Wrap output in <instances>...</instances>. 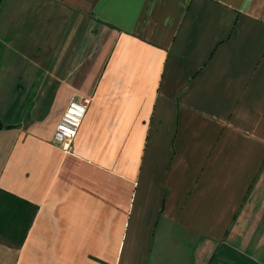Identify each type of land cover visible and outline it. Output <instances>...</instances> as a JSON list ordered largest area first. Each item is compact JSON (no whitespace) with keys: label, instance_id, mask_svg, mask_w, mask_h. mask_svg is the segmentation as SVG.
Wrapping results in <instances>:
<instances>
[{"label":"crops","instance_id":"obj_1","mask_svg":"<svg viewBox=\"0 0 264 264\" xmlns=\"http://www.w3.org/2000/svg\"><path fill=\"white\" fill-rule=\"evenodd\" d=\"M0 191V264H264V0H3Z\"/></svg>","mask_w":264,"mask_h":264},{"label":"trees","instance_id":"obj_2","mask_svg":"<svg viewBox=\"0 0 264 264\" xmlns=\"http://www.w3.org/2000/svg\"><path fill=\"white\" fill-rule=\"evenodd\" d=\"M36 209L15 196L0 191V235L23 240Z\"/></svg>","mask_w":264,"mask_h":264},{"label":"built area","instance_id":"obj_3","mask_svg":"<svg viewBox=\"0 0 264 264\" xmlns=\"http://www.w3.org/2000/svg\"><path fill=\"white\" fill-rule=\"evenodd\" d=\"M87 102L72 98L52 137V144L65 154L73 150V142L86 114Z\"/></svg>","mask_w":264,"mask_h":264},{"label":"water","instance_id":"obj_4","mask_svg":"<svg viewBox=\"0 0 264 264\" xmlns=\"http://www.w3.org/2000/svg\"><path fill=\"white\" fill-rule=\"evenodd\" d=\"M2 1H3V0H0V5H1Z\"/></svg>","mask_w":264,"mask_h":264}]
</instances>
